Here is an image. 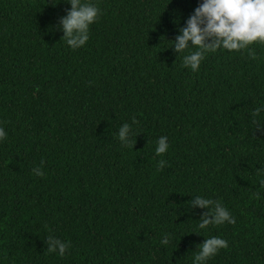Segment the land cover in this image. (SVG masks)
Masks as SVG:
<instances>
[{"label": "trees", "instance_id": "trees-1", "mask_svg": "<svg viewBox=\"0 0 264 264\" xmlns=\"http://www.w3.org/2000/svg\"><path fill=\"white\" fill-rule=\"evenodd\" d=\"M68 2L0 0V264H193L211 236L207 264H264V44L193 72L173 43L202 0H82L100 14L73 50ZM196 196L235 223L199 229Z\"/></svg>", "mask_w": 264, "mask_h": 264}, {"label": "clouds", "instance_id": "clouds-1", "mask_svg": "<svg viewBox=\"0 0 264 264\" xmlns=\"http://www.w3.org/2000/svg\"><path fill=\"white\" fill-rule=\"evenodd\" d=\"M55 4V0H53ZM70 9L60 19L63 38L73 50L83 47L89 40L90 26L96 22L100 10L93 4L82 0H69ZM254 42L264 44V0H202L194 12L187 18L185 26L176 36L173 48L177 53L185 49L194 48L190 54L183 57L185 67L193 72L199 70L205 55L218 49L233 50L246 49ZM261 109H257L259 112ZM131 126L123 124L119 129V140L123 144L130 142ZM7 137L5 129L0 126V141ZM168 138L158 139L156 154L159 156L168 150ZM164 160L159 161L163 168ZM37 176H42L40 168L33 169ZM264 187V179L260 181ZM259 195V194H257ZM192 203L200 208L210 210L211 218L205 217L198 225L199 229H207L209 225H221L227 222L234 224L235 218L228 209L211 199L196 196ZM48 252H58L63 256L69 245L55 237H49ZM172 237L165 233L161 239L162 245H169ZM199 252L194 256L193 264H207L221 249L228 247V242L219 237L211 236L204 239L199 246Z\"/></svg>", "mask_w": 264, "mask_h": 264}]
</instances>
